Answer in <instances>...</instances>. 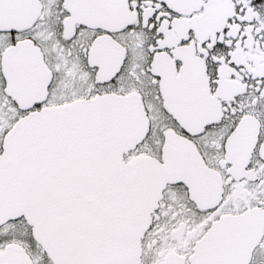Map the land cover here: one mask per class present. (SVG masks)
I'll list each match as a JSON object with an SVG mask.
<instances>
[{"label":"snow or ice","instance_id":"snow-or-ice-1","mask_svg":"<svg viewBox=\"0 0 264 264\" xmlns=\"http://www.w3.org/2000/svg\"><path fill=\"white\" fill-rule=\"evenodd\" d=\"M0 264H264V0H0Z\"/></svg>","mask_w":264,"mask_h":264}]
</instances>
